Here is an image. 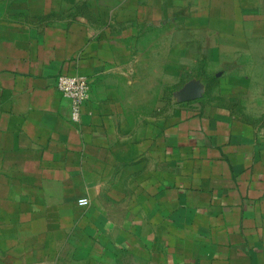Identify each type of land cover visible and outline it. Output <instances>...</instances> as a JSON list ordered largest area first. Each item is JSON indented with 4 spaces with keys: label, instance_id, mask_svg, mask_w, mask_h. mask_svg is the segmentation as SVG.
<instances>
[{
    "label": "crops",
    "instance_id": "0c3cea01",
    "mask_svg": "<svg viewBox=\"0 0 264 264\" xmlns=\"http://www.w3.org/2000/svg\"><path fill=\"white\" fill-rule=\"evenodd\" d=\"M145 1L0 0V264H264V136L205 88L163 100L179 42ZM238 5L203 46L264 65ZM63 75L91 84L79 123Z\"/></svg>",
    "mask_w": 264,
    "mask_h": 264
},
{
    "label": "rangeland",
    "instance_id": "374dc122",
    "mask_svg": "<svg viewBox=\"0 0 264 264\" xmlns=\"http://www.w3.org/2000/svg\"><path fill=\"white\" fill-rule=\"evenodd\" d=\"M242 1L250 8L249 13L255 15L254 19H257L256 16L263 17L264 0ZM145 2L148 8H154L155 5L161 8L157 16L162 14L159 19L163 25V41L179 42V62L176 72L173 67L172 79L165 75L164 69L163 100L178 92L179 102L185 101L189 92L197 93L205 88L206 94L199 103L210 105L223 102L224 105L231 106L234 115L253 125L264 136V65L261 63L257 67L254 66L255 64L250 65L244 61L245 58L241 53L235 55V51L229 48L226 56L227 64L219 63L220 50L213 49L217 45L215 41L217 35L203 29L211 24L217 25L224 17L227 21L224 22V26L239 27L240 24L235 23L237 13L234 7H239L238 3L241 0H146ZM131 5L133 6L134 3L132 2ZM170 26L177 27V32L170 34ZM248 26L251 27V24ZM153 36V33L148 32L147 38L154 39ZM187 42H193L190 43L188 50L184 46ZM210 43L213 48L208 49L203 46ZM256 45L250 43L247 51L252 54L249 55L251 59H258L261 62L264 59V49H258ZM235 60L238 63H235ZM243 75L252 76L253 79L239 88L235 87L234 81L224 80L226 76L240 78ZM175 76H178L177 79Z\"/></svg>",
    "mask_w": 264,
    "mask_h": 264
},
{
    "label": "built area",
    "instance_id": "2783aa9c",
    "mask_svg": "<svg viewBox=\"0 0 264 264\" xmlns=\"http://www.w3.org/2000/svg\"><path fill=\"white\" fill-rule=\"evenodd\" d=\"M58 90L60 93L71 101L72 105V120L74 123H79L82 118L83 106L90 97L91 84L81 76H60L58 80ZM81 207H89L88 199L79 200Z\"/></svg>",
    "mask_w": 264,
    "mask_h": 264
}]
</instances>
